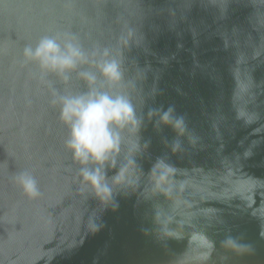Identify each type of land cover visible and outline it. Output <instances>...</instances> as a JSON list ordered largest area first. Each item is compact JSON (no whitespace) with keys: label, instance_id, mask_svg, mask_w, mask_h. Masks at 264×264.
<instances>
[{"label":"water","instance_id":"95a60500","mask_svg":"<svg viewBox=\"0 0 264 264\" xmlns=\"http://www.w3.org/2000/svg\"><path fill=\"white\" fill-rule=\"evenodd\" d=\"M57 31L123 48L144 116L139 151L124 133L105 162L108 202L80 184L50 104L52 88L84 92L77 73L98 71L49 74V87L23 62L26 45ZM169 106L183 137L147 118ZM159 158L173 169L166 195L154 187ZM25 170L40 197L15 183ZM0 264H264V0H0Z\"/></svg>","mask_w":264,"mask_h":264},{"label":"clouds","instance_id":"9594fccd","mask_svg":"<svg viewBox=\"0 0 264 264\" xmlns=\"http://www.w3.org/2000/svg\"><path fill=\"white\" fill-rule=\"evenodd\" d=\"M134 35L135 29L128 27L126 33L118 38V43L130 46ZM22 57L24 63L35 62L38 65L39 78L49 87V74H54L67 83L69 74L82 65L94 66L98 71L99 77L92 71L77 73L87 84L84 92L61 94L52 88L50 104L58 106V119L67 129L64 145L70 151L72 160L80 165V184L90 188L101 202L112 200L113 185L108 182L104 171L105 162L120 151L124 133L135 137L129 151H139L140 134L144 125V116L138 114L132 93L126 90L123 48L119 49L118 54L99 43L86 49L77 33L57 31L51 35H42L35 46L26 45ZM174 113L172 106L166 110L150 109L147 118L151 121L153 117H158L155 127L169 126L176 136L183 137L187 132V125L183 116ZM180 148V141L175 139L171 144V151L176 153ZM172 172L171 166L163 158H159L153 169L154 187L162 190L165 195L168 189L164 186ZM13 179L30 199L41 196L38 181L32 172L21 171ZM119 180L117 177L113 183H119ZM227 243L231 244V241Z\"/></svg>","mask_w":264,"mask_h":264}]
</instances>
